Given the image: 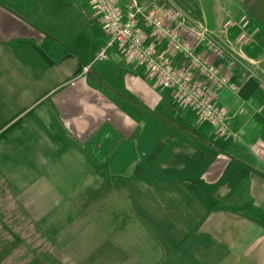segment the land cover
Wrapping results in <instances>:
<instances>
[{
    "label": "crops",
    "instance_id": "1",
    "mask_svg": "<svg viewBox=\"0 0 264 264\" xmlns=\"http://www.w3.org/2000/svg\"><path fill=\"white\" fill-rule=\"evenodd\" d=\"M179 1L254 67L239 82L203 49L240 84L219 94L224 134L91 0H0V264H264V0Z\"/></svg>",
    "mask_w": 264,
    "mask_h": 264
},
{
    "label": "built area",
    "instance_id": "2",
    "mask_svg": "<svg viewBox=\"0 0 264 264\" xmlns=\"http://www.w3.org/2000/svg\"><path fill=\"white\" fill-rule=\"evenodd\" d=\"M91 1L108 30L111 43L125 47L135 60L157 76L164 88L176 90L184 103L214 124L218 133H226L228 117L218 102L219 94L225 88L235 91L240 84L203 50L226 59L229 49L222 38L203 24L190 20L185 9L171 0L156 1L148 7L141 0H128L125 11L120 8V0ZM141 19L154 36L185 56L183 68L159 54L146 40L139 27ZM240 39L249 41L250 35L242 31ZM105 54L106 49H102L98 58L103 59Z\"/></svg>",
    "mask_w": 264,
    "mask_h": 264
},
{
    "label": "rangeland",
    "instance_id": "3",
    "mask_svg": "<svg viewBox=\"0 0 264 264\" xmlns=\"http://www.w3.org/2000/svg\"><path fill=\"white\" fill-rule=\"evenodd\" d=\"M160 1V0H159ZM161 1H163V0H161ZM172 2H175L176 4H178V5H181L184 9H185V11H186V13H187V15H188V17H189V19L190 20H192L190 17V14H192L190 11H189V9H187V7L183 4V3H181V1H179V0H171ZM190 13V14H189ZM193 21V20H192ZM249 34V33H248ZM253 38V36H250V39H252ZM259 53V52H258ZM227 60H228V62L230 63L229 65H230V67H233L234 69H231L232 71H236L237 72V76H236V78H237V80L240 82V81H242L243 79H245L247 76H250V75H252V74H254V67H252L251 65H250V63H247L246 61L244 62V60L242 61V59H239V58H237V57H235V56H233V55H231V53H229V55H228V57L226 58ZM254 64H255V62H254ZM228 74V73H227ZM231 76V75H230ZM15 231H17L19 234H24V232L27 230V229H14ZM28 230H30V229H28Z\"/></svg>",
    "mask_w": 264,
    "mask_h": 264
},
{
    "label": "trees",
    "instance_id": "4",
    "mask_svg": "<svg viewBox=\"0 0 264 264\" xmlns=\"http://www.w3.org/2000/svg\"><path fill=\"white\" fill-rule=\"evenodd\" d=\"M26 264H45L41 259L38 257H35L31 260H29Z\"/></svg>",
    "mask_w": 264,
    "mask_h": 264
}]
</instances>
